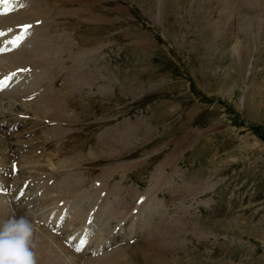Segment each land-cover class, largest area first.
Wrapping results in <instances>:
<instances>
[{
	"label": "rangeland",
	"instance_id": "374dc122",
	"mask_svg": "<svg viewBox=\"0 0 264 264\" xmlns=\"http://www.w3.org/2000/svg\"><path fill=\"white\" fill-rule=\"evenodd\" d=\"M63 4L48 2L47 70L10 63L38 88L13 109L0 98V137L18 134L2 147L0 221L18 191L29 217L82 204L83 261L66 264H264V0H95L86 23ZM35 19L41 43L48 17ZM48 93L67 111L19 106ZM15 168L31 172L14 182ZM148 240L154 253L136 247Z\"/></svg>",
	"mask_w": 264,
	"mask_h": 264
},
{
	"label": "bare ground",
	"instance_id": "6f19581e",
	"mask_svg": "<svg viewBox=\"0 0 264 264\" xmlns=\"http://www.w3.org/2000/svg\"><path fill=\"white\" fill-rule=\"evenodd\" d=\"M36 0H10V2L8 4H3L0 3V48L4 49V51L0 52V83H2L4 85L3 90H0V98L3 100H6L5 98L9 99V106L13 109L15 107L14 104H12L11 99L12 98H17V99H22V98H28L31 94L33 95V93L37 92V88L34 86L32 80L30 81V79H28V77H26V74L23 76L21 75L20 72H18L17 70H11L14 69L15 66L20 63L21 59L24 61L25 66L32 70V72H39L42 73L44 71L47 70V68L49 67V62H48V55L50 54V52L52 51V49L57 45L56 44V33L53 34H49V29H50V22L51 25L53 23L52 20L55 19V16L51 18L50 20V15L51 12L48 9V2L51 0H38L36 3V6H33V2ZM62 1L64 4V8H68V6H71L68 11L69 13H74V17L77 18V21L80 23H86L85 21V17L90 15L91 17H93V14L89 12V9H87L86 6H91L95 3V0H59ZM143 1V0H142ZM153 1V0H152ZM156 1V0H155ZM228 1V0H227ZM243 1V0H242ZM160 2V1H158ZM162 2V1H161ZM160 2V3H161ZM232 2V0H231ZM146 3V2H145ZM241 3V2H240ZM250 3H248L247 5H249ZM23 5V6H21ZM96 6V5H95ZM92 8V7H90ZM98 9V8H97ZM66 11V10H65ZM99 11V10H97ZM153 11V10H151ZM63 12V11H62ZM103 12V11H102ZM43 14L44 16L48 17L47 22L49 23V27H45L44 32H42L43 34H46L47 40H45L42 37V40L40 41L41 43L38 42V37L36 35H38L39 33L37 31H42L43 26L39 25L38 23H36V21H38L37 19H35L36 14ZM69 13L67 14V12L65 13L66 15H69ZM97 13V12H96ZM61 12H58L56 15L57 17L61 16V15H65ZM54 15V14H53ZM81 15H84L83 17H81ZM43 21L45 22V19L42 18ZM100 19V18H99ZM40 21V19H39ZM42 21V23H43ZM94 22V21H93ZM205 23V22H204ZM27 25V24H31L32 28L29 29L28 33L25 35L22 31V29L20 28L21 25ZM153 25V24H151ZM118 26V25H117ZM132 27V26H131ZM119 28V27H118ZM31 33H34L33 36H31ZM41 33V32H40ZM123 33V32H122ZM67 34V33H66ZM65 34V35H66ZM24 35L25 38L22 40V42H20L19 47H14L10 41L16 40L19 36ZM62 35V33H61ZM29 37H33V38H28ZM52 37H55L54 40H52ZM153 38V37H152ZM168 38V37H167ZM54 41V42H53ZM145 56V55H144ZM12 62V66L10 69V63ZM15 71V72H14ZM81 78V77H80ZM79 78V79H80ZM36 79V78H35ZM81 80V79H80ZM5 81V82H3ZM16 83V86H11V83ZM80 83V82H79ZM42 89V88H41ZM46 91V90H45ZM40 92V90H39ZM41 93V92H40ZM35 96V95H33ZM37 96V95H36ZM35 96V97H36ZM38 96H42L41 94H39ZM30 98V97H29ZM42 98V99H41ZM52 99H57L58 101H52ZM60 99L58 97H53L51 94H45L44 96L40 97L39 100H34L33 102H28V103H20L19 102V106H21L22 104L28 107H31V110L33 112H45L47 110L49 111H54L57 108L60 110V108H64L65 111L66 107L63 104L62 105V101H59ZM25 101V100H24ZM26 102V101H25ZM28 104V105H27ZM35 107V109H34ZM52 108V109H51ZM6 112L4 110H0V119H1V115L5 114ZM61 131H59L60 133ZM58 135V134H57ZM12 136H14L13 134L10 133H5V134H1L0 137V169L2 167V164L4 165V162H8L9 159H12L13 156H3L2 153V147L6 146V148L8 149L10 147V140H12ZM18 136V134H16L14 137ZM14 142H12L13 144ZM23 146V145H22ZM10 149V148H9ZM10 152V151H9ZM12 152V150H11ZM13 154V152H12ZM9 154V155H12ZM6 155V152H5ZM53 155V154H52ZM15 156V154H14ZM158 156V155H157ZM6 157L8 158L7 161H3L2 159H6ZM49 157V156H48ZM47 157V158H48ZM15 158V157H14ZM16 159V158H15ZM20 159V158H19ZM18 160V159H17ZM22 159H20L21 161ZM49 161V160H48ZM13 162V161H11ZM54 162V161H53ZM9 164V163H8ZM6 165V164H5ZM10 165V164H9ZM23 165V164H22ZM49 165V164H47ZM53 165V164H52ZM15 166V165H14ZM13 166V167H14ZM24 166V165H23ZM55 166V165H53ZM68 166V165H67ZM12 167V166H11ZM16 167V166H15ZM49 167V166H48ZM75 167V166H74ZM151 167V166H149ZM8 167L6 166V169ZM72 168V167H71ZM17 169V168H15ZM2 170V169H1ZM5 170V168L3 169ZM19 169H17V173L15 174L14 172V178L13 181L17 182L18 180H20L21 175H26L28 172L30 171H22V172H18ZM23 170V169H22ZM28 170V169H27ZM76 170V169H75ZM151 170V169H150ZM16 171V170H15ZM21 171V170H20ZM3 172V171H1ZM8 172V171H7ZM6 172V173H7ZM52 172V171H51ZM54 172V171H53ZM52 172V173H53ZM20 173V174H19ZM76 173V172H75ZM30 174V173H29ZM69 174V173H68ZM4 175V174H3ZM8 175V173L6 174ZM32 175V174H31ZM1 176V175H0ZM10 176V175H9ZM30 176V175H29ZM3 177V176H2ZM26 178V177H25ZM24 178V179H25ZM30 178V177H28ZM1 179V177H0ZM33 179V177H32ZM31 179V180H32ZM24 181V180H23ZM43 181V180H42ZM20 182V181H19ZM34 182V180H33ZM62 182V181H61ZM65 182V181H63ZM62 182V183H63ZM67 182V181H66ZM78 182V181H77ZM76 182V183H77ZM82 182V181H81ZM17 184V183H16ZM65 184V183H64ZM75 184V183H74ZM78 184V183H77ZM69 185V184H68ZM67 185V186H68ZM84 185V184H83ZM58 186V184H57ZM56 186V187H57ZM65 186V185H64ZM85 186V185H84ZM2 186L0 185V189L4 190L3 188H1ZM7 187V186H6ZM25 187V186H23ZM20 188V187H19ZM22 188V187H21ZM20 188V190H22ZM92 188V187H91ZM17 189V188H16ZM16 189L14 191H16ZM26 189V188H25ZM57 189V188H56ZM62 189V187H61ZM88 189V188H87ZM47 190V189H46ZM63 190V189H62ZM44 191V189L42 190ZM40 191V192H42ZM69 191H72L70 194L73 197H78L82 191V187H78V186H74L72 189H70ZM86 191V190H85ZM99 191V190H98ZM97 192V191H96ZM6 191H1L0 192V201L3 200V197L6 196ZM27 193V192H26ZM36 193V192H35ZM45 193L49 192H44L43 194L45 195ZM53 193V192H52ZM50 193V194H52ZM63 193V192H62ZM87 193V192H86ZM99 193V192H97ZM20 194V192L17 191V195H16V200L18 199V195ZM39 194V193H38ZM49 196L47 195L46 198H51L53 201H57V199H59V197H55V196ZM88 194V193H87ZM9 195V194H8ZM27 195V194H25ZM24 195V196H25ZM30 195V194H29ZM59 195V194H58ZM93 195V194H92ZM21 196V195H20ZM19 196V198H20ZM28 196V195H27ZM95 196V195H94ZM15 197V196H14ZM13 197L12 201H11V206H13L14 208V212L17 215V217L21 216V215H27L29 217V212L27 210H34L33 209H27L25 210L23 205L22 206H18V204L15 203V198ZM91 196H89L90 198ZM7 198V196H6ZM5 198V199H6ZM64 198V196H63ZM80 198V196H79ZM85 198V197H84ZM88 200H91L89 199ZM92 198V197H91ZM95 198V197H94ZM31 199V196H30ZM29 199V200H30ZM83 199V198H82ZM109 199V198H108ZM22 200V199H21ZM20 200V201H21ZM47 200V199H46ZM97 200V199H96ZM101 200V199H100ZM157 200V199H156ZM8 201V200H7ZM18 201V200H17ZM60 201V200H59ZM19 202V201H18ZM22 202V201H21ZM25 202H27L25 200ZM48 202V200H47ZM74 202V200H73ZM71 202V203H73ZM76 202V201H75ZM74 202V203H75ZM83 202V201H82ZM111 202V201H109ZM29 203V202H27ZM32 203V202H31ZM35 203V202H34ZM39 203V202H38ZM46 203V202H45ZM57 203V202H56ZM87 203V202H86ZM91 203V202H90ZM90 203L88 202V204L90 205ZM22 204V203H21ZM53 204V203H52ZM94 204H97L96 202ZM101 204V203H99ZM17 205V206H16ZM64 203L60 204V205H56L54 203V207L49 208L47 210H50L48 213L51 214L49 216H45L44 218H40L37 217L35 218V215L33 214L32 216H30L29 218L32 219V221L34 222V220H36V227H37V234L39 236V240L40 243L44 244L46 248H48L49 252L47 253L46 251L44 253H42V261L40 262V264H66L67 262L70 261V259L68 258L69 256H72L75 261L77 263H80L83 260L79 259V255L81 251H77L76 247H79V243H78V238L76 237V232L80 229V227H84V225L86 224L87 221V217H86V211H84L85 209L81 206H75L74 204H69L72 206H68L69 208H65L66 204L64 205ZM87 205V204H86ZM105 204V209H108V207H106ZM112 205V204H111ZM38 206H41L38 204ZM37 206V207H38ZM29 207V206H28ZM50 207V206H49ZM87 207V206H85ZM91 207V206H90ZM89 207V208H90ZM35 208H36V204H35ZM95 208V207H94ZM93 208V213L95 211V209ZM56 209L57 214L55 212L54 214V210ZM70 209L69 213H67V210ZM114 210V209H113ZM43 211V210H42ZM90 211V212H92ZM97 211V210H96ZM95 211V212H96ZM37 212V211H36ZM88 212V211H87ZM113 212V211H112ZM92 213V214H93ZM46 214V212H45ZM53 214V215H52ZM61 214V215H59ZM48 215V214H47ZM63 215H65V219H63ZM89 215V214H88ZM98 215V214H97ZM111 215V214H110ZM112 216V215H111ZM114 217V216H113ZM112 217V218H113ZM126 217V216H125ZM111 218V219H112ZM54 219V220H52ZM51 221V225H49V222ZM100 221V220H99ZM102 221V220H101ZM122 221V220H121ZM97 222V221H96ZM105 222V221H104ZM98 223V222H97ZM108 223V222H107ZM105 223L100 224L98 226H104ZM123 224V223H122ZM97 225V224H96ZM101 226V227H102ZM103 228V227H102ZM148 228V227H147ZM71 229V230H70ZM82 229V228H81ZM150 229V228H149ZM70 230V231H69ZM88 229H84L82 231L86 232ZM130 230V229H129ZM154 231V230H153ZM80 233V232H79ZM65 234V235H64ZM81 234V233H80ZM84 234V233H83ZM100 234V233H99ZM79 235V234H77ZM103 233H101L99 239L102 237ZM81 236V235H80ZM115 236V235H114ZM148 236V235H147ZM79 237V236H78ZM82 237V236H81ZM117 237V236H116ZM169 237V236H168ZM83 238V237H82ZM86 239H89L87 237H85ZM94 239V238H93ZM93 239H90L91 241ZM98 239V240H99ZM112 239V237L110 238V240ZM85 240V239H84ZM82 240V241H84ZM106 240V239H104ZM114 240V239H113ZM159 241L162 240L161 238L158 239ZM88 241V240H87ZM90 241V242H91ZM96 241V239L94 240ZM164 241V240H162ZM80 242V241H79ZM145 242V243H144ZM142 244H138V246L136 247H142L144 249H149L152 250L153 253L155 252L156 248L155 244L152 243L151 241H144ZM97 243V242H96ZM102 243V242H101ZM111 243V242H110ZM147 243H151L147 245ZM162 243V242H161ZM87 244V242H86ZM95 244V243H94ZM100 244V243H99ZM126 244V243H125ZM70 245V246H69ZM83 245V244H82ZM85 245V244H84ZM89 245V244H88ZM92 245V244H91ZM90 245V246H91ZM96 245V244H95ZM106 245V244H105ZM128 245V244H126ZM159 245V243L157 244V246ZM69 246V247H68ZM89 246V247H90ZM156 246V247H157ZM86 247V246H85ZM98 247V246H97ZM103 247V246H102ZM67 248V249H66ZM91 248V247H90ZM93 248V247H92ZM86 249V248H85ZM89 249V248H88ZM101 249V248H100ZM99 249V250H100ZM104 249V247H103ZM113 249V248H112ZM141 249V248H140ZM159 250V249H158ZM92 251V250H91ZM97 251V250H96ZM103 251V250H102ZM107 251V250H106ZM84 251H82L81 253H83ZM108 252V251H107ZM106 252V253H107ZM112 252V251H110ZM114 252V251H113ZM105 253V254H106ZM120 253V252H119ZM123 253V252H122ZM90 254V253H89ZM88 254V255H89ZM95 254V253H94ZM118 254V253H117ZM149 254V253H147ZM78 255V256H76ZM112 255V254H111ZM96 256V255H93ZM92 254H90L91 258L85 259L86 261H94V262H98V261H102L105 260V258L103 256H97V257H93ZM119 256L124 257V254H121ZM118 256V259L120 260ZM112 257V256H111ZM117 256L113 257L116 259ZM147 257H149V255H147ZM158 257V256H156ZM78 258V259H77ZM112 258V261H113ZM126 258V257H125ZM122 259V258H121ZM149 259V258H148ZM80 262H79V261ZM107 261L109 260L106 259ZM111 260V259H110ZM116 261H118L116 259ZM128 261V260H127ZM73 262V263H74ZM105 262V261H104ZM70 263V262H69ZM68 263V264H69ZM110 263V262H109ZM99 264V263H98ZM128 264V263H127Z\"/></svg>",
	"mask_w": 264,
	"mask_h": 264
},
{
	"label": "clouds",
	"instance_id": "9594fccd",
	"mask_svg": "<svg viewBox=\"0 0 264 264\" xmlns=\"http://www.w3.org/2000/svg\"><path fill=\"white\" fill-rule=\"evenodd\" d=\"M37 227L27 215L0 221V264H39Z\"/></svg>",
	"mask_w": 264,
	"mask_h": 264
},
{
	"label": "snow or ice",
	"instance_id": "6c2138e0",
	"mask_svg": "<svg viewBox=\"0 0 264 264\" xmlns=\"http://www.w3.org/2000/svg\"><path fill=\"white\" fill-rule=\"evenodd\" d=\"M10 2V0H0V3L3 4H8ZM23 6V5H21ZM32 28L31 24H27V25H23L22 26V31L23 33L26 35L29 31V29ZM25 38L24 35L19 36L16 40L10 41V43L14 46V47H19L20 42H22V40ZM4 51V49L0 48V52ZM4 85L2 83H0V90H3ZM77 251H81L82 248L77 247L76 249Z\"/></svg>",
	"mask_w": 264,
	"mask_h": 264
}]
</instances>
